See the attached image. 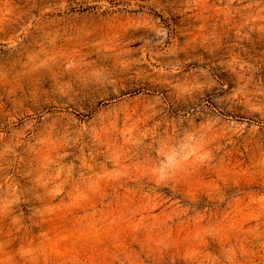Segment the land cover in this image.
<instances>
[{"label": "rangeland", "instance_id": "374dc122", "mask_svg": "<svg viewBox=\"0 0 264 264\" xmlns=\"http://www.w3.org/2000/svg\"><path fill=\"white\" fill-rule=\"evenodd\" d=\"M0 264H264V0H0Z\"/></svg>", "mask_w": 264, "mask_h": 264}]
</instances>
